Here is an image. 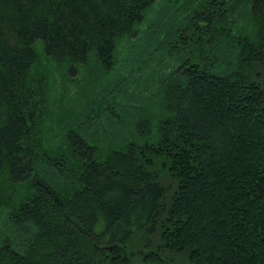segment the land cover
I'll list each match as a JSON object with an SVG mask.
<instances>
[{"label":"trees","instance_id":"trees-1","mask_svg":"<svg viewBox=\"0 0 264 264\" xmlns=\"http://www.w3.org/2000/svg\"><path fill=\"white\" fill-rule=\"evenodd\" d=\"M0 264H264V0H0Z\"/></svg>","mask_w":264,"mask_h":264}]
</instances>
